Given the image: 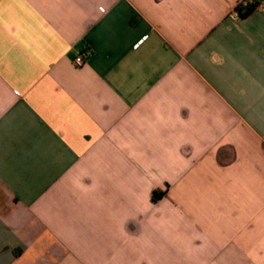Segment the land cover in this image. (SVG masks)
Returning a JSON list of instances; mask_svg holds the SVG:
<instances>
[{"label":"crops","instance_id":"1","mask_svg":"<svg viewBox=\"0 0 264 264\" xmlns=\"http://www.w3.org/2000/svg\"><path fill=\"white\" fill-rule=\"evenodd\" d=\"M0 264H264V0H0Z\"/></svg>","mask_w":264,"mask_h":264},{"label":"trees","instance_id":"2","mask_svg":"<svg viewBox=\"0 0 264 264\" xmlns=\"http://www.w3.org/2000/svg\"><path fill=\"white\" fill-rule=\"evenodd\" d=\"M258 3H251L249 1H242L235 7V12L239 18L249 17L257 8ZM166 196V192L162 190H155L152 194L153 201H158Z\"/></svg>","mask_w":264,"mask_h":264},{"label":"built area","instance_id":"3","mask_svg":"<svg viewBox=\"0 0 264 264\" xmlns=\"http://www.w3.org/2000/svg\"><path fill=\"white\" fill-rule=\"evenodd\" d=\"M88 56L87 53H85L84 55H80L78 56L76 59H75V63L78 65V66H81L84 64V58Z\"/></svg>","mask_w":264,"mask_h":264}]
</instances>
